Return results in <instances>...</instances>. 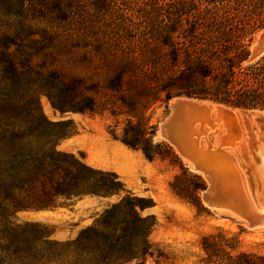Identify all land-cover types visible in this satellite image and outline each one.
Returning a JSON list of instances; mask_svg holds the SVG:
<instances>
[{
  "label": "trees",
  "instance_id": "1",
  "mask_svg": "<svg viewBox=\"0 0 264 264\" xmlns=\"http://www.w3.org/2000/svg\"><path fill=\"white\" fill-rule=\"evenodd\" d=\"M60 1L0 0V240L8 242L0 244V253L13 246L17 228L12 226L19 213L115 197L117 202L71 244L82 250L93 245L105 258L128 257L137 250L149 255L153 224L138 216L140 199L114 172L59 151L58 142L72 123L49 121L39 99L45 97L61 115L107 111L114 123L108 127L112 140L140 150L148 161L162 158L160 147L176 159L162 143L151 151L148 139L154 131L142 119L148 102L184 96L264 110V54L248 59L255 34L264 29V0H89L95 14L113 15L119 20L116 27L121 26L108 36L111 48L104 54L110 59L102 60L105 71L99 81L77 75L65 79L45 63L32 64L57 33L52 23L66 19ZM119 116L124 120L116 134ZM182 175L189 177L186 170ZM191 178L199 184L190 189V200L204 211L197 197L204 184L196 175ZM179 179L174 178L172 189ZM210 259L206 264H264V254Z\"/></svg>",
  "mask_w": 264,
  "mask_h": 264
},
{
  "label": "rangeland",
  "instance_id": "2",
  "mask_svg": "<svg viewBox=\"0 0 264 264\" xmlns=\"http://www.w3.org/2000/svg\"><path fill=\"white\" fill-rule=\"evenodd\" d=\"M60 2L67 9L66 19L63 22L53 16L57 18L52 23L57 33L51 35L43 54L34 57L32 64L39 66L45 63L65 79L77 75L92 81L101 80L105 71L102 60L109 58L104 53L111 48L108 36L120 29L121 26L116 27L119 20L113 15L95 14L89 0ZM263 30L255 34L250 48ZM43 57L45 60H42ZM106 99L107 96L100 101ZM39 101L42 113L49 121L72 123L65 128V136L58 142L59 151L81 156L92 168L114 172L127 191L140 199L142 208L137 209L138 216L146 219L147 225L153 224L147 237L150 254L143 256L137 250L132 256L105 258L93 245L83 250L72 245L71 242L81 230L91 226L108 205L118 200L115 197L109 200L84 198L72 206L54 211L17 214L12 226L17 228L13 246L6 253H0V264H206L208 256H211L210 261H218L225 254H264V229H249L244 219L230 211L208 209L201 199L207 186L205 177L200 172L191 171L189 163L192 161L187 158L190 162L184 161L176 149L158 135L160 122L170 113L169 100L155 104L148 102L142 113L145 127L154 131L152 139H148L151 151H155V144L162 143L176 156L175 159L167 148L160 147L158 151L162 158L153 161L146 160L140 150H131L112 140L108 127L112 128L114 123L107 111L96 115H61L52 110L45 97H40ZM105 107L108 108L107 104ZM242 112L243 118L239 120L243 136L238 145L240 152L230 153L240 181L232 180L218 165H209L218 177L219 190L228 198L241 199L245 195L249 203L259 209L264 196V177L256 167L260 164L259 157L262 158L260 150H264V118L254 111ZM118 120L120 123L116 127V134L120 132L124 117L119 116ZM212 126H205L201 130L203 134L198 144L202 148L207 149L210 145L216 148L222 139L226 141L222 144L223 148L230 146V142H238V128L229 131L227 125L217 121ZM225 129L232 141L229 135L223 133ZM182 170H186L189 177L182 175ZM194 175L204 184V189L197 193L204 211L190 200V189L199 184L191 178ZM176 176H180V179L172 189L170 185L174 184ZM176 193H181V196ZM135 243L138 245L139 240H135ZM0 244L6 245L8 242L0 240ZM13 249L18 250L16 254H13Z\"/></svg>",
  "mask_w": 264,
  "mask_h": 264
},
{
  "label": "bare ground",
  "instance_id": "3",
  "mask_svg": "<svg viewBox=\"0 0 264 264\" xmlns=\"http://www.w3.org/2000/svg\"><path fill=\"white\" fill-rule=\"evenodd\" d=\"M261 34L262 33H260L257 36V38H259ZM180 101L182 103H180V105L178 106V109L177 108L172 109V114H171L170 118L172 119L173 124H172L171 130H172V133L176 137L182 138V140H184L185 144L190 146L192 148L191 150H193L192 153L188 154V155H182L180 153V151H178V153L181 155V157L183 158L184 161L185 160L188 161L187 159L192 161L194 167H193L192 163L190 161H188V162H190L189 163V169L191 171H194V172H200V171H198V169H196V165H195L196 162L200 163L202 167L210 168L211 170H213V169L210 167L209 164H211V163L216 164L226 174H229L230 177L232 178V180H237L239 182L240 176L237 173V168L234 165L235 163L233 164V161L230 158V153L239 154V152H240L238 145L240 144L239 141L241 140V138L243 136H242V131H241L239 120H241L243 118V112H242L243 110H236V109L229 110V109H225L224 107L214 105V104H211L208 102H192V101H187V100H180ZM174 102L175 101L172 100L170 102L171 105H174ZM254 112H256L257 114L262 116V118H264V112H259V111H254ZM249 113H252V112H249ZM215 121H217L218 123H220L222 125L223 124L225 126L227 125V129H229V131L233 130L235 128H238V131L236 130L237 132H239V136H240V138H238L239 139L238 142H236V143L230 142V143H228V144H230V146H227V147L225 146V148H223L224 147L223 145L226 143V141L224 142V140L221 138L222 139L221 144H219L218 146H215L216 148H212L211 145L208 146L207 149L202 148L198 144L199 138H200L201 134H203V133H201V130H204L205 126L211 127L212 123ZM161 126L162 125H160V127ZM214 126H212V127H214ZM206 131H209V130L207 129ZM223 133L229 135L227 130L223 131ZM228 138L230 139V141H232V137L230 135ZM227 148H229V149H227ZM260 151L262 153V158H264V150L262 149ZM262 158L259 157L260 164L256 168H259V170L262 172V175L264 177V160ZM252 167L254 169V165ZM202 175L205 177L207 182L212 180L210 171L205 170L202 173ZM255 177L257 179L256 175H255ZM216 179H218L217 176H216ZM219 184L220 183H218V180H217L218 189H219ZM240 187L243 188L242 186H240ZM262 188H263V192H264V179L263 178H262ZM219 191H221V190H219ZM221 192L225 198H228L226 196V194H224L223 191H221ZM242 195H244V192ZM261 199L262 200H261V204H260L259 209L253 207L249 203L248 198H246L245 195L241 199H237V198L233 199L234 202L237 203V205H238L236 207L237 210L244 211L246 213V215L253 216V217L254 216L260 217L262 219V221H263V223L261 225L262 227L256 228V229H264V196ZM220 212H222V211H220ZM229 216H230V214L228 215V217ZM246 226L248 227L247 223H246Z\"/></svg>",
  "mask_w": 264,
  "mask_h": 264
},
{
  "label": "water",
  "instance_id": "4",
  "mask_svg": "<svg viewBox=\"0 0 264 264\" xmlns=\"http://www.w3.org/2000/svg\"><path fill=\"white\" fill-rule=\"evenodd\" d=\"M263 54H264V30L262 31V34L260 35V37L254 41L253 46L250 48V53H249L248 59L253 60V59H255V58H257ZM172 100L175 101L174 105H171V103H170ZM180 100H187V101H192V102H208V103H211L214 105L224 107L225 109H229V110L236 109V108L226 106L224 104L215 103V102H211L208 100H201V99H196V98L184 97V96H175L171 100H169L168 107L170 109V113L160 122L162 126L160 128H158V135L161 138H163L164 140H166L172 147H174L176 149L177 153H178V151H180V153L182 155L191 154L193 150H191L192 148L190 146L185 144V142H184V140H182V138L176 137L172 133V130H171V127L173 124L172 119L170 118L171 114H172V109H175V108L178 109V106L180 105V103H182ZM236 110H239V109H236ZM256 111L264 112V110H256ZM178 155H179V153H178ZM195 165H196V169H198V171H200V173H203L205 170H208L211 172L212 180H210L208 182L206 181L207 186L204 189L202 196H201L203 204L208 209L224 210V211H230L232 213H235L239 217H241L242 219H244L246 221L249 229H256V228L262 227L261 225H262L263 221L260 217L249 216V215H246V213L244 211L237 210L236 206L234 205V203L232 201L233 198L232 197L231 198H225L222 195V192L219 191V189L217 187L216 173L213 170H211L210 168L202 167L201 164L198 162H196ZM197 174H199V173H197ZM199 175H201V174H199Z\"/></svg>",
  "mask_w": 264,
  "mask_h": 264
}]
</instances>
